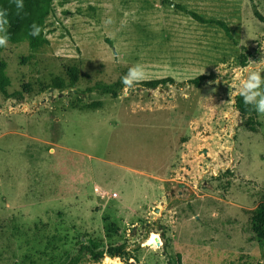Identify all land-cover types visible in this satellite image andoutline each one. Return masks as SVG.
Segmentation results:
<instances>
[{"label":"rangeland","instance_id":"obj_1","mask_svg":"<svg viewBox=\"0 0 264 264\" xmlns=\"http://www.w3.org/2000/svg\"><path fill=\"white\" fill-rule=\"evenodd\" d=\"M254 2L264 14V0H57L48 44L0 47L24 96L0 92V264H65L84 245L104 255L81 264H264V116L235 106L264 58ZM137 63L174 82L83 93Z\"/></svg>","mask_w":264,"mask_h":264},{"label":"trees","instance_id":"obj_2","mask_svg":"<svg viewBox=\"0 0 264 264\" xmlns=\"http://www.w3.org/2000/svg\"><path fill=\"white\" fill-rule=\"evenodd\" d=\"M57 0H24V15L17 16L15 14V6L10 5L9 0H0V7L9 8V26L8 32L10 34L9 42L12 43H22L28 42L32 48H38L50 42L48 33L46 30V20L48 15L53 10V4ZM176 8L187 12L192 18L202 23H215L219 25L230 38H234L231 28L226 20L223 19H215L202 15L200 12L189 9L183 4L173 3ZM253 12L257 18L264 21V14L259 10L257 4L253 3ZM36 24L41 28V34L39 36H32L30 33L32 31V25ZM244 55V54H243ZM72 78L75 79L77 75L76 69H71ZM213 76L212 73H203L192 79H190V83L195 86L202 85L207 79ZM170 82H174V78L171 76L154 78V79H145L139 83L146 87L156 88L159 86H164ZM10 78L7 74V64L4 61L0 62V92L5 96H17L19 99H22L23 93L20 90H16L13 93L9 91ZM52 85L58 88H64L66 86V81L62 76H57L53 79ZM124 84L122 83V79H118L114 82H105L98 81L92 86H88L83 90V93H89L93 91L100 92L102 94H111L112 96H118L122 89L124 88ZM236 108L243 114L244 116H248L251 118L255 113V108L252 105H245L243 97L240 95L235 103ZM251 120V119H250ZM249 120V126L251 128H255L254 122ZM259 215L262 216L264 221V204L260 205L257 209ZM90 252L91 256L95 259H99L103 257V253L101 251H96L87 245H84V248L75 256L71 258L65 264H81L83 260V256L85 252ZM126 245L121 244L115 247H112L108 250V255L111 258L120 257L126 254Z\"/></svg>","mask_w":264,"mask_h":264},{"label":"clouds","instance_id":"obj_3","mask_svg":"<svg viewBox=\"0 0 264 264\" xmlns=\"http://www.w3.org/2000/svg\"><path fill=\"white\" fill-rule=\"evenodd\" d=\"M9 3L15 6V14L17 16H21L22 13L26 15L24 13V0H9ZM9 11V8L0 7V47H7L10 38L8 32ZM110 22L111 18L104 21L106 25ZM30 34L39 36L41 34L40 26L33 24ZM255 63L257 67L249 71L247 76L241 81L240 95L243 97L245 105H252L258 115L264 116V58ZM145 79L146 72L144 67L142 64L137 63L122 78V83L125 86V90H127ZM102 264H112V261L106 257Z\"/></svg>","mask_w":264,"mask_h":264},{"label":"bare ground","instance_id":"obj_4","mask_svg":"<svg viewBox=\"0 0 264 264\" xmlns=\"http://www.w3.org/2000/svg\"><path fill=\"white\" fill-rule=\"evenodd\" d=\"M131 94H132V92H130V94L127 95L126 99L127 98H129V99L132 98V97H130ZM150 242H153V238L150 240Z\"/></svg>","mask_w":264,"mask_h":264},{"label":"water","instance_id":"obj_5","mask_svg":"<svg viewBox=\"0 0 264 264\" xmlns=\"http://www.w3.org/2000/svg\"><path fill=\"white\" fill-rule=\"evenodd\" d=\"M156 209H157V211H159V208L158 207ZM157 239H158V237H157Z\"/></svg>","mask_w":264,"mask_h":264}]
</instances>
